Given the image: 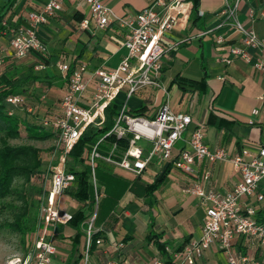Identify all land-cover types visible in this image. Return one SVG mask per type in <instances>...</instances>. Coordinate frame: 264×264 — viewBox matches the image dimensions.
<instances>
[{"label": "crops", "instance_id": "0c3cea01", "mask_svg": "<svg viewBox=\"0 0 264 264\" xmlns=\"http://www.w3.org/2000/svg\"><path fill=\"white\" fill-rule=\"evenodd\" d=\"M48 1L0 0V57L5 60L0 67V83L15 82L28 112L41 118H54L61 112L67 79L59 64H69L72 69L86 65L89 82L78 103L89 107L96 86L94 71L100 67L116 68L127 52L121 28L117 25L99 28L90 20L85 2L66 0L63 8L47 23L36 27L47 52L16 57L10 46L12 30L29 27V13L41 10ZM188 1L191 4L188 18L166 32L163 38L171 49L163 58L160 86L143 87L129 99L126 89L117 103L122 107L126 104L127 113L144 107L142 117L152 119L169 96L173 111L189 113L193 118L185 139L193 130L201 129L211 149H224L230 156L243 148L256 152L264 147V69L257 70L253 63L240 57H235L230 64L222 61L231 57V48L243 47V35L239 31L229 24L218 27L223 20L220 10L224 0H198L196 11L191 0ZM153 2L155 0H110L108 4L119 16L135 18ZM86 19L90 20L89 26L81 29L80 23ZM238 19L245 28L254 30L264 39V0H244ZM202 33L206 34L200 36ZM219 36L224 38L223 44L217 43ZM248 52L252 61L257 57L264 59V48H248ZM138 145L144 155L151 149L146 140L139 141ZM184 146L185 142L180 141L173 156ZM88 156L89 153L83 155L87 167ZM80 169L82 165L75 164L70 156L69 170L74 173ZM207 172L210 177L204 181ZM96 173L103 193L95 222L96 232H101L98 239L101 244H96L89 253V264H108L115 260L119 264H154L155 259L171 261L172 254L165 248L180 252L191 241L199 240L206 218L207 205L201 204V199L185 188L203 183L207 190L226 194L240 179L230 160L213 163L203 160L192 174H186L175 168L172 160L159 156H155L139 176L100 160ZM164 173V181L155 187ZM89 184L92 186L90 179ZM78 189L76 176L61 203V210L72 216L83 208L85 214L91 211L79 198ZM261 212L264 218V208ZM44 230L45 226L37 236ZM46 230L48 237L53 233L57 248L52 264H83L87 253L84 233L75 235L76 228L69 223L48 225ZM150 232L158 235L159 243L149 240ZM235 251L249 253L264 264L263 246L252 247L240 240ZM195 264H227V261L216 247H211Z\"/></svg>", "mask_w": 264, "mask_h": 264}, {"label": "built area", "instance_id": "2783aa9c", "mask_svg": "<svg viewBox=\"0 0 264 264\" xmlns=\"http://www.w3.org/2000/svg\"><path fill=\"white\" fill-rule=\"evenodd\" d=\"M65 1L49 0L41 10L29 13V27L19 26L12 30L10 46L16 57H24L31 52H47V46L37 36L36 27L47 23L49 18L63 8ZM72 1L85 2L89 8L90 20H94L99 28L111 25L121 28L125 33L127 52L116 68L100 67L94 71L96 86L89 107H82L78 103L89 82L86 65L80 64L72 69L69 64H59L61 73L67 79L61 112L52 120L44 122L45 126L54 132L59 151V158L52 166L50 190L40 209L45 230L42 235L37 236L28 253L12 256L7 264H52L57 248L53 233L48 237L46 229L48 225L55 227L67 224L73 217L72 214L61 210V203L63 196L76 180V175L69 170L74 146L88 126L103 123L106 107L112 102H117L124 90L127 89L126 96L129 99L143 87L160 86L163 58L171 49L164 44V35L188 18L191 5L188 0H155L135 18H126L114 11L108 4L110 0ZM243 1L224 0L220 10L223 20L218 27L229 24L243 35V47L231 48V57H225L222 61L230 64L235 57H240L253 63L257 70H262L264 59L257 57L252 61L248 48L263 49L264 39L259 38L254 30L245 28L239 21L238 12ZM90 20H83L80 28L87 29ZM204 34L206 33L200 36ZM224 41L222 36L217 38L218 44H223ZM4 61V57H0V67L4 65ZM168 98L169 96L152 119L130 115L124 104L113 128L99 138L90 151L88 165L94 190V207L84 222L87 253L83 264H88V249L96 233L95 222L103 197L97 180V161L139 176L155 156L172 160L173 166L186 174H192L194 167L203 160L210 163L230 160L240 179L226 194L207 190L203 183L187 186L186 192L198 196L201 204L207 205L202 235L199 240L188 243L180 252H172L166 247L165 250L172 254V260L155 259L154 264H195L211 247H216L224 255L227 264H262L249 253L238 254L235 246L242 240L252 247H264V220L261 218L264 208V147L256 152L243 148L234 156H230L224 149H211L206 144L201 129L193 130L189 138L185 139V133L193 118L189 113L173 111ZM7 101L12 105H20L24 98L19 94L10 95ZM110 136L116 140L107 150L101 151V146L106 143L105 139ZM123 139L128 140V145L122 149L118 141ZM141 140L151 144L147 155H144L143 148L138 145ZM180 141H184L185 146L173 156ZM209 177L210 172H207L204 181ZM97 244H101V240H98ZM108 264L119 263L115 260Z\"/></svg>", "mask_w": 264, "mask_h": 264}, {"label": "trees", "instance_id": "16d2710c", "mask_svg": "<svg viewBox=\"0 0 264 264\" xmlns=\"http://www.w3.org/2000/svg\"><path fill=\"white\" fill-rule=\"evenodd\" d=\"M191 2L193 3V11H196L198 7V0H191ZM14 83L15 82H11L7 85H2L0 83V133L4 134V137L2 138L3 145L0 148V199H4L11 194L12 186L16 177H23L27 181L35 179L41 181L39 187L40 197L38 203L39 212L37 222L30 224L29 212L25 209L7 225L11 231L27 234L35 230L38 232L43 227L40 209L42 203L48 196L51 186V181L47 185L44 179H46L45 175H51L52 167L47 170L43 169L42 160L39 157L38 150L35 148L26 146H11L8 143V140L19 138L21 135V128L25 130L28 137L34 140H49L51 138H55V135L54 132L44 124L45 121H50L52 118L33 116L30 112H28L25 102L20 105H12L7 101V98L10 95H17L19 93L18 87H15ZM121 110L122 105L117 102L110 103L105 109V120L103 123L100 125L92 124L88 126L71 152V156L73 157L75 164L82 165V169L74 171L77 176V180L79 181L78 196L80 199L84 200L85 207L90 208V210L94 207V190L89 184L90 168L84 165L85 159L83 158V155L85 153H90L92 148L97 144L98 139L105 136L113 128L116 118L119 116ZM144 111L145 108L143 107L133 113H128L132 116H144ZM105 140L106 143L101 146V151L103 152L107 150L109 145L116 139L110 136ZM118 142L120 146L123 147L128 145L127 140H119ZM165 174L166 173L158 179L155 187H158V185L164 181ZM50 179H52L51 176ZM83 209L77 211L68 222L76 228L75 235L77 236H81L83 233L86 236L84 222L88 217V213L85 214ZM262 220H264V218H262ZM100 235L101 232H96L93 235L88 249L89 253H91L93 248L96 246ZM148 238L149 240L155 239L156 242L159 243L158 235L153 232L149 233ZM32 244L33 240L29 250L31 249Z\"/></svg>", "mask_w": 264, "mask_h": 264}, {"label": "rangeland", "instance_id": "374dc122", "mask_svg": "<svg viewBox=\"0 0 264 264\" xmlns=\"http://www.w3.org/2000/svg\"><path fill=\"white\" fill-rule=\"evenodd\" d=\"M3 133H0V148L3 145ZM11 146H26L38 150L42 160L43 169L47 170L56 164L59 158V151L56 147V139L34 140L28 137L27 133L21 128V135L17 139H9ZM56 148V149H55ZM52 177V173L50 175ZM50 176L45 175L44 181L47 185L52 182ZM40 180L27 181L23 177H16L12 186L11 194L4 199H0V264H7L14 255H24L28 252L32 240L37 236V231L22 234L11 231L7 225L12 222L18 214L25 209L29 212L30 224L36 223L39 212V187ZM86 253L84 254V259ZM91 256H88V264Z\"/></svg>", "mask_w": 264, "mask_h": 264}]
</instances>
